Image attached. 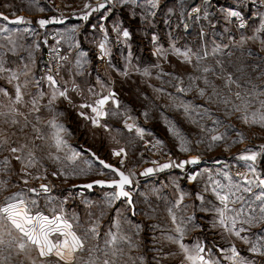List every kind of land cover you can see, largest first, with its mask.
Instances as JSON below:
<instances>
[{"label": "rangeland", "instance_id": "obj_1", "mask_svg": "<svg viewBox=\"0 0 264 264\" xmlns=\"http://www.w3.org/2000/svg\"><path fill=\"white\" fill-rule=\"evenodd\" d=\"M101 2L104 0H0V12L9 17L23 16L34 26H31L34 30L31 35L30 31H25L26 23L8 25L0 19V27L6 26L10 30L0 32V61L3 62V66L20 74L25 71L24 65H28L29 75L27 77L19 75V81L9 83V73H0V89L6 90L9 96L14 98L15 84L17 82L21 84L25 93V105L22 107L18 105L21 111L29 114L31 99L39 97L32 88L33 81L42 80L43 84L46 83L39 70L42 53L47 43L57 42L51 33L66 17L71 18L72 25L66 27L65 34L74 26L77 30L76 35L91 60L94 57L95 44L105 42L107 34L106 49L109 54L106 55L107 61L103 72L96 74L92 71L91 74L81 77L79 83L85 85L93 75L103 76V79L99 80L102 82H99L98 88L86 92V95L91 96L102 87L106 89L104 85L109 77L120 79L115 81L113 89L117 93L121 109L116 111L109 108L104 120L107 128L101 125L91 126L90 121L87 123L81 118L76 106L70 108L71 105L61 101L52 103L51 110L49 103H43L39 107V113L28 115L31 123L23 132L20 131L23 118H19L21 125L16 126L4 124L0 120V138L8 137L12 147H19L20 144L33 139L35 133L32 124H36L46 138L35 141L37 163L35 167L27 169V172L31 173L28 176L21 171V162L14 158L7 146L0 149V161L5 157L10 161L7 171H4V166L0 164V180L7 182L6 190L0 191V205L4 203L6 196L23 191L29 201H36L34 206L29 204L33 215L37 212L49 218L62 215L81 236L95 225L99 235L96 238L89 237L88 247L98 245L104 249L110 233L118 237L129 236L132 239V247L124 242L119 244L124 248L120 264H188L179 245L169 241L167 237L178 236L175 231L177 224L185 222L183 214L186 213L187 207L191 206L197 212L195 228L198 231L192 235L187 231L183 237L184 244L192 247L197 242L201 243L205 248V258L218 261V264H236L230 259L233 245L243 259L254 260L255 264H264V257L248 251L250 244H246L219 225V216L215 209L222 205L212 191L213 187L217 186L214 180L219 182L218 190L224 194L228 191L229 178L231 183L238 185L241 190L247 186L244 182L245 177L249 180L254 179L249 171L252 162L238 159L239 156L250 154L251 151L260 153L254 166L260 178L264 179V150L260 147L264 145V127L251 123V118L246 124L240 119V113L228 114L222 104L218 105L214 100L210 102L207 94L203 97L199 95V89L206 87L203 83L202 69L215 67L217 59H221L226 67L229 60L233 62L244 60L249 65L259 62L261 70H264V61L260 60L264 57L260 40H248L242 48L234 44V41L238 42L241 36H247L249 33L239 32L233 22L226 23L222 18L224 4L215 0H210V7L205 5V0H159V7L154 10L148 9V0H128L127 6L123 5L121 0H112L110 11L101 9L93 12L91 8L84 7L87 3L95 8ZM197 6L207 8L210 21L195 20L194 14L190 15L192 8ZM151 11H155V16L150 14ZM86 13H90L87 20L83 19ZM40 19L53 22L46 28L40 27L38 24ZM185 23L189 25L187 31L183 27ZM117 24L121 29H128L130 38L125 39L122 31L118 33L114 30ZM201 28L205 33L204 37L199 35ZM153 35L157 36L156 42L152 41ZM9 36L17 44L14 53L9 51L12 46L8 41ZM260 39H263V36ZM213 42L229 47L225 53L213 56ZM173 43L181 51L191 50V62L173 50L171 46ZM205 50L209 55L206 59L198 61L197 56H203ZM249 50L259 53V56H249ZM29 52L32 53L31 58ZM150 52H153V55ZM227 52H231L232 56L229 57ZM93 64L95 66V62ZM228 71H233V68L229 67ZM125 72L127 75H124ZM255 75L253 73V76ZM190 77L193 79H189ZM209 79L213 80L215 77L210 73ZM25 80L28 82L26 88ZM60 80L59 73V82ZM215 83L222 86L223 81L216 79ZM179 88H184L185 91L180 92ZM208 92H211V88H208ZM50 97L51 94L44 93L38 99V103ZM8 103V97L0 91V111H6L5 106ZM182 105L189 106L190 112L185 113ZM204 109H208L207 115L203 114ZM37 115L40 117L39 122L36 121ZM55 117H58V122L72 126L74 134L70 136L63 133L66 140L75 137L77 147L80 148L82 145L91 147L101 158L119 166L125 172L132 170L136 173L132 187L135 189L133 194L135 215H131L126 199L120 203L115 200L111 205L107 203L106 197L108 193L115 191L114 189L95 188L97 191L90 195L85 193L86 189L72 187L74 184L94 179H112L115 175L80 149L74 150L80 153L74 162L64 158L66 153L71 154L70 147L60 153H56L54 148L50 149L48 137L52 129L47 122ZM217 119L221 123L215 124L214 121ZM126 123L143 128L145 130L143 138L137 135L135 128L126 131L124 128ZM170 127L179 130L190 141L188 144L190 151L180 150V141L169 131ZM211 129L215 131H210ZM222 134L224 139L213 143L209 148L208 145L212 143L211 136ZM157 140L162 141V145L153 147ZM120 148L125 149L126 157L123 154L113 155V151ZM49 151L53 156L60 155L61 160L53 159ZM192 156L200 157L198 164H188L183 169L168 168L149 176L140 175L146 168H158L160 164L168 163L170 160L178 163ZM121 159L125 161L123 165L120 164ZM153 161L157 163L153 164ZM72 169H76L77 172L83 169L86 174H71ZM193 171H197V179L187 180L186 174ZM54 172L56 175H52ZM36 176L41 178L35 179ZM25 179L28 181L27 184L24 183ZM187 182H192V185ZM224 182L226 188L223 187ZM41 184H47L49 190L44 192L39 189L38 185ZM33 188L37 189L34 193L29 191ZM253 191H257L254 185ZM181 194L183 201L176 206ZM197 194L204 197L203 202L197 199ZM237 195L250 198L249 194L242 191L237 192ZM229 206L239 210L241 202L230 203ZM170 208L176 216V223H173L169 214ZM244 218L239 217L240 220ZM240 227L247 229V233L243 232L241 236L246 235L253 243L258 237H264V224L263 229L256 230L255 226L249 227L238 222L237 229ZM50 238L53 241L63 239L58 234H53ZM81 255L87 258L88 253L84 252ZM31 256L39 264L38 253L33 251ZM21 261L23 264H30L23 254L13 255L11 264H21ZM51 264H55L54 259Z\"/></svg>", "mask_w": 264, "mask_h": 264}, {"label": "snow or ice", "instance_id": "obj_2", "mask_svg": "<svg viewBox=\"0 0 264 264\" xmlns=\"http://www.w3.org/2000/svg\"><path fill=\"white\" fill-rule=\"evenodd\" d=\"M121 3L125 6L128 5V0H121ZM112 0H104V2L98 3L95 8H92L91 4H85L86 9L91 8L93 12L100 11L101 9L111 10ZM205 5L210 7V0H205ZM159 7V0H148V9H156ZM244 3L243 0H240V6H232L222 9V18L228 22H237V27L240 30H244L248 27V22L245 20L243 14ZM146 9V11L148 10ZM43 9H41L42 11ZM86 13L83 16V19L87 20L88 15ZM150 14L155 16V11H151ZM194 14L195 20H209L210 15L207 11V8H202L200 6L193 7L190 15ZM256 16L259 17L260 23L253 31L251 36H241L240 40L234 41V44L242 46L247 43L248 40H260L262 45L261 51H264V39H260L261 33H264V13L257 12ZM0 19L7 21L11 24H24L31 23V21H26L23 16H17L13 20H9V16L0 13ZM55 18H53L54 20ZM53 22L48 19H40L38 24L40 27H44L47 24ZM184 29L187 31L189 25L185 23L183 25ZM114 30L118 33L122 31V35L125 39L130 38V32L127 28L121 29L119 25L114 26ZM10 30L5 27H0V32H9ZM18 31V30H17ZM25 31H30L25 29ZM199 35L204 37L205 33L203 28L200 29ZM71 39V37H69ZM9 43L12 45L9 51L15 52L17 49V44L11 39V36L8 37ZM107 34H105V42L100 43L99 47L103 55H108L106 49ZM152 41H157V36H152ZM173 50L184 56L185 60L191 62L190 52L191 50L181 51V49L176 48L175 44L172 45ZM39 47V45H36ZM229 45H219L213 42L212 55L216 56L217 54L225 53V50ZM159 52L160 49H157ZM229 57L232 56L231 52L226 53ZM82 56H86V53H82ZM209 53L205 50L203 56L198 55L197 60L206 59ZM249 56H259V53H253L251 50L248 52ZM29 57H32V53L29 52ZM260 60L264 61V57H261ZM78 67H82L80 61H77ZM233 68V71H228V68ZM25 71L20 74L7 69L3 66V62L0 61V73L8 72L9 73V83L12 81H19V75L27 77L29 75L28 65H24ZM217 69L219 70V75H217ZM250 69V70H249ZM203 72V83L205 88L199 89V95L205 96L208 95V100L215 101L218 105L222 104L225 108V111L228 114L240 113V119L244 123H249L251 118V123L259 124L264 127V70H261L260 63L256 62L249 65L244 60H239L238 62L228 61L227 67L221 59H217L215 62V67H204ZM212 74L215 79L210 80L209 74ZM253 73L256 75L253 76ZM127 75V72L124 73ZM179 79V77H177ZM189 79H193L190 77ZM219 79L223 81L222 86L217 85L215 80ZM47 80L52 87L53 91L51 98L49 99V108L51 110V105L53 101L57 99V93L59 97L67 99L71 104V99L68 96V89L59 90L57 81L52 75L47 76ZM258 81H262L258 83ZM27 80H25L24 87H27ZM208 88H211V92H208ZM75 90V89H73ZM180 92H184V88L178 89ZM190 90V89H189ZM3 92L5 97H8L9 103L5 106L6 111H0V120L4 124H10L12 126L21 125V120L23 118V124L20 127V131L23 132L24 128H27L31 121L28 119V115L31 113H39L40 109L38 106V99L43 96L41 92L39 97H33L30 101L31 103V112L25 114L21 111L19 106H24V95L22 91V86L19 82L15 84V95L14 98L9 96V93L6 90L0 89ZM111 96H115V93H110ZM109 96H105L102 99L96 101V106L91 104H81L80 108H91V111L96 114L95 117H87L83 112H80L79 115L85 119H90L91 123L94 126H99L98 117L107 115L106 112L101 110V106L107 103ZM117 107H119V102L117 101ZM185 113L190 112L189 106L182 105ZM116 113H113L115 115ZM204 115L208 114V109H204ZM62 115V114H61ZM147 117V113L144 114ZM39 115L36 116V121L39 122ZM48 126L52 129L48 139L50 140L49 148H54L56 153H60L66 148H69L67 140L64 138L63 133L66 131L62 123H58L55 118L49 120ZM215 124L221 123L218 119L214 121ZM32 129L35 133L33 139L28 143L20 144L19 147L10 146V141L8 137L4 136L0 138V149L8 147V151L13 154L14 158L17 161H20L22 164L21 171L24 172L25 176L31 175L27 172L28 168L35 167L37 160L35 156L34 148L36 147V140H45V136L41 133L40 128L36 124H32ZM104 127H107L106 125ZM126 127L129 131H132L135 128V131L138 136L143 138L145 130L143 128L136 127L134 124H127ZM169 131L172 132L176 138L180 141V150L182 152L190 151L188 141L179 130L174 127H170ZM210 131H215L211 129ZM15 135V133H13ZM238 135H241L238 133ZM242 138V136H241ZM224 135H213L211 136V141L208 146L212 147V144L215 142L222 141ZM203 141H197V143H202ZM30 144L32 145L30 147ZM157 145H162V141L157 140L153 147ZM264 150V145L260 146ZM71 154H65V159L69 162H74L80 153L75 152L74 150L69 149ZM127 156V153L124 148H120L118 151L114 150L113 155L115 156ZM49 155L59 161L61 160L60 155H54L49 151ZM93 155H95L93 153ZM260 153L251 151L250 154L241 155L238 159H241L246 162H252L249 165V171L253 174L254 179L249 180L245 177V184L247 185L242 190L238 185L231 183L229 178V184L227 185L228 191L224 194H221V191L218 190L219 182H216L217 186L213 187L212 191L216 194L218 200L222 207L216 208L215 211L218 213L219 220L218 223L225 230L230 233H233L235 236L239 237L246 244H250L248 249L249 252L256 254L260 257H264V237H258L256 242H251L248 237L241 236V233L245 232L244 227L237 229L238 222L241 225H248L249 227L256 226L259 224H264V179L260 178V174L257 173L254 166L257 156ZM99 160V157H96ZM200 161L199 156H192L190 159L181 160L180 162L169 161L168 163L160 164L158 168H146L143 172L140 173L141 176H149L157 171H163L168 168H178L183 169L188 164H198ZM124 159L120 160V164H124ZM99 163L103 165L105 169H108L115 176H118V179H112L110 181L105 180H94L92 183L83 185L84 188L91 189L93 185H100L102 187L107 186L109 188L115 189V191L108 193L106 200L109 205L115 200H120L125 198L128 205L132 208V214L135 215V206L132 201V194L130 191L126 190L131 187L134 183L133 178L136 176V173L132 170L127 172L122 171L120 168H116L111 164L105 163L103 160H99ZM156 161H153V164H156ZM2 164L3 170L7 171L10 165L8 157H5L3 161H0ZM63 175V170L61 171ZM71 174H86L85 170L80 169L78 172L76 169L71 170ZM56 175V173H52ZM197 175H191L188 177L190 181L197 179ZM227 176V173H225ZM35 179H40L41 177L36 176ZM46 178V177H45ZM27 180H24V183L27 184ZM253 185L257 191H253ZM75 187V186H74ZM7 188V182L0 180V191H5ZM236 191H232V189ZM40 189L44 192L49 190L47 184H41ZM30 192H36L37 189H29ZM242 191L243 193L249 194L250 198L246 199L244 195H237V192ZM197 199L203 202L204 197L200 194H197ZM183 201V194L176 201V206H179ZM241 202V207L237 210L234 207H229L230 203L235 204ZM29 204L35 205L36 201H29L25 196L23 191L13 193L10 196L4 198V203L0 205V264H11L13 255L19 256L21 254L30 262V264H38L36 259H33L31 253L36 251L39 257V264H51L54 259L55 264H120L121 257L124 255V248L120 247L121 242L127 243L129 247H132V239L129 236H117L116 234H109L110 238L106 240L104 249H101L98 245H93L91 247L87 246L89 237L92 238L98 237L99 233L97 231V226H93L86 230L83 236L78 235L76 231L73 230V225L65 219L62 215H56L53 218L43 215L42 213L37 212L35 215L32 214ZM169 214L172 217L173 223H176V216L170 208ZM228 213H233L229 215ZM245 213H247L245 215ZM244 216L243 220H240L239 217ZM195 219V216H189L186 218L187 222H181L177 224L175 229L178 236H168L167 239L173 243L179 245L180 250L184 253L185 260L188 261V264H218V261H213L211 259H206L204 252V246L197 242L192 247L183 243V237L188 230V225L192 224V221ZM192 227H196L195 224H192ZM139 230V226H137ZM53 234H58L63 239H57L53 241L50 237ZM223 251V250H222ZM87 252L88 256L85 258L82 253ZM231 257L236 264H255V261H247L240 256V253L237 251L236 247L233 245L231 247ZM168 255H174V253H168ZM143 259V258H141ZM23 264V261H21Z\"/></svg>", "mask_w": 264, "mask_h": 264}, {"label": "crops", "instance_id": "obj_3", "mask_svg": "<svg viewBox=\"0 0 264 264\" xmlns=\"http://www.w3.org/2000/svg\"><path fill=\"white\" fill-rule=\"evenodd\" d=\"M232 2L236 3L240 6V0H232ZM243 3H244L243 11L245 13H247V15H251L254 13L256 14L257 12L264 13V0H243ZM2 21H4V20H2ZM4 22L8 25H14L11 23H7L6 21H4ZM181 22L183 23V18L181 19ZM259 23H260V20H259L258 16L252 17L251 24H250V27L248 30L249 35H247V36L253 35V31L256 27L259 26ZM58 24H59V26H58ZM58 24H57V28L53 31V33H51V35H52V37L56 38L55 40L57 42H60L63 46H65L64 48L69 49L70 53H71L70 60L67 63H63L61 65V68H60L61 80L58 84V87L60 90H63L65 88L68 89V96L71 99V104L69 103V101L67 99H64L63 97H59L58 93H57V99L55 101H53V103L55 104L56 102L61 101V102H64L65 104L71 105L70 108H74L76 106L75 108L79 111V113L83 112L85 114V116H87V117H95L96 114L91 111V108H80L79 105L91 104L93 106H96L97 100L102 99L105 96H109V100L107 101L106 104L101 106V110L103 112H106L107 115L109 113V108L112 110L121 111L120 106L117 107V103H116L117 101L119 102V100L117 98V93L113 89L115 81H117V80L119 81L120 79L116 78V80H115V78L108 76L109 79L106 80V84L104 85L106 87V89H103V87H102L101 90H99L97 92L95 91L96 93H94V95H91V96L86 95V92L89 93L91 91L89 89H94V88L99 87V82H100L99 80L103 79V76L99 77V76L93 75L91 77V79H88L86 81L85 85L79 83V80L81 79V77H83L84 75L91 74L92 71H94L96 74H100L103 71L97 72L95 69V66L93 64L94 63L93 59L91 60L88 55H86V56L81 55L82 53L88 54V52H87V50L84 49L83 45L80 43V41L76 35L77 30H75L74 26H72V28H69V31H70L69 33L65 34L66 29H67L66 27L72 25L71 18L66 17L63 19V21H60ZM15 25H17V24H15ZM50 25L51 24L49 23L46 26L48 27ZM25 26H26V29L30 30L31 35H32L34 30L31 26H33V25H31V23H26ZM46 26H45V28H46ZM42 29H44V28H42ZM262 36L264 39V33H261L260 37H262ZM69 37H71V39H69ZM150 53H152V55H153V52H150ZM77 61H80V64L82 65V67H78ZM45 84H43L42 80H34L33 81L32 88H33V90H35L36 95H39L40 92H42L43 94L45 93L46 95L52 94L53 89L50 86L49 82L48 83L46 82ZM73 89H75V90H73ZM110 93H115V96L114 97L111 96ZM49 99H47L46 101L38 103V106L41 107L43 103H49ZM107 115L98 117L99 125H101L103 127L105 126L104 120L107 117ZM81 118H84V117L81 116ZM55 119L57 121L58 117H55ZM85 121L87 123H89V121H90V125L94 126L91 123L90 119H85ZM58 123H60V121ZM62 124L64 125V127L66 129L64 134H66V135L69 134L70 136H71V134H74V132L72 130V126L70 124H67L65 122ZM124 128L126 129V131H129L125 125H124ZM67 142H68V145L71 148V150H79L80 149L82 152L85 153L83 148L86 147V148L91 149L93 152H95V150L93 148L87 147L85 145L80 146V148L77 147V145L75 144V137L67 140ZM196 172L197 171H193L192 173L186 174L187 180H188V177L190 175H195ZM223 173L225 175L226 172L223 171ZM224 179H225V177H224ZM187 183L189 185H192V182H187ZM214 184H216L215 180H214ZM223 185H224L223 187L226 188V182H224ZM38 188L40 189V185H38ZM95 191H97V190L93 189L90 192L88 190H86L85 193L92 195L93 193H95ZM186 199H188V198H186ZM121 201L122 200H116V202H118V203H120ZM133 205H134V203H133ZM229 207H231V206H229ZM130 213H131V215H133L131 207H130ZM196 214H197V212H196V210H194V208H192L191 206L187 207L186 213L183 214V217L185 218V222H187L186 221L187 217L193 216V215L196 217L197 216ZM192 224H196V218L192 221ZM192 224H189L188 230H187L188 232H190L191 235L196 233L195 231H198L195 227H192ZM190 225H191V228H190ZM254 228L256 230L263 229V224L256 225ZM245 233H247V229H246ZM185 238H189V236H185Z\"/></svg>", "mask_w": 264, "mask_h": 264}, {"label": "built area", "instance_id": "obj_4", "mask_svg": "<svg viewBox=\"0 0 264 264\" xmlns=\"http://www.w3.org/2000/svg\"><path fill=\"white\" fill-rule=\"evenodd\" d=\"M219 3L224 4V8L236 6L239 7L238 4L233 3L232 0H215ZM243 14L245 16V20L248 22V27L244 30H240L237 27V22H233L234 27L242 33H246L249 30L252 17H257L256 14L247 15L243 11ZM99 43H96L93 48V60L95 62V69L97 71H103L105 63L107 61L106 55H103V53L100 50ZM70 50L64 48L61 44L55 43H47L45 45L44 51L42 53V57L40 60L39 70L40 75L43 78L45 82H48L47 76L52 75L54 79L57 81V85L59 84V73H60V67L63 63H67L70 60ZM131 194L133 195L135 192V189L132 188L129 190Z\"/></svg>", "mask_w": 264, "mask_h": 264}, {"label": "water", "instance_id": "obj_5", "mask_svg": "<svg viewBox=\"0 0 264 264\" xmlns=\"http://www.w3.org/2000/svg\"><path fill=\"white\" fill-rule=\"evenodd\" d=\"M0 13H2V12H0ZM4 14V13H3ZM4 15H6V14H4ZM8 16V15H7ZM18 16H20V15H18ZM17 17V16H16ZM16 17H9V20H13V19H15ZM7 22V21H6ZM7 23H9V22H7ZM84 149V151L85 152H87L93 159H94V161L95 162H97L98 164H100L99 163V160H103V161H105V163H107V164H111V165H113L114 167H116V168H120L119 166H116V165H114V164H112V163H110V162H108V161H106L105 159H103V158H101L100 156H98L95 152H93L91 149H89V148H86V147H84L83 148ZM93 153L95 154V155H93ZM96 157H99V160H97L96 159ZM101 165V164H100ZM102 167H103V165H101ZM104 168V167H103ZM105 169V168H104ZM121 169V168H120ZM106 170H108V169H106ZM122 170V169H121ZM123 171V170H122ZM112 179H118V176H115V178H112ZM112 179H103V178H99V179H94V180H105V181H110V180H112ZM94 180H91V181H87V182H81V183H77V184H74V185H72V187H74V188H82V189H86V190H88L89 192L90 191H92L93 189H95V188H98V189H101V188H106V189H113V188H109V187H107V186H104V187H102V186H100V185H93V187L91 188V189H88V188H84L83 187V185H85V184H89V183H92ZM132 187H133V185L131 186V187H129V188H127L126 190H130V189H132ZM115 190V189H114ZM123 199H125V198H121L120 200H123ZM132 201H133V195H132ZM131 210H132V208H131Z\"/></svg>", "mask_w": 264, "mask_h": 264}]
</instances>
